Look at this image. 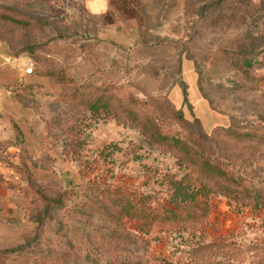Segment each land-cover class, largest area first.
Segmentation results:
<instances>
[{"label": "rangeland", "instance_id": "obj_1", "mask_svg": "<svg viewBox=\"0 0 264 264\" xmlns=\"http://www.w3.org/2000/svg\"><path fill=\"white\" fill-rule=\"evenodd\" d=\"M207 3L0 0L20 5L29 21L12 36L0 35V41L14 58H22L19 64L33 67L12 90L22 112L0 138L7 160L19 170L0 164L5 196L0 198V264H166L186 261L199 241L247 246L263 239L264 209L223 195L211 197L207 225L181 233L156 225L142 235L137 221L109 212L99 194L102 187L119 188L135 199L148 197L153 209H168L172 193L166 177L187 171L173 154L149 146L138 128L116 117L93 116L87 102L110 86L118 94L117 106L129 96L155 98L182 111L189 127L169 116L163 122L164 130L181 136L264 127V53L248 54L255 66L250 81L241 72L245 49L235 43L250 30L264 36L262 2L251 0L255 9L248 8L244 25L225 20L222 28L198 13ZM36 55L51 66H42ZM61 69L73 79L77 99L70 86L47 72ZM184 87L190 104H184ZM248 165L245 176L264 182V147ZM27 177L50 195L66 193L65 208L54 218L36 221L39 206L25 190ZM223 262L255 264L251 255L240 263Z\"/></svg>", "mask_w": 264, "mask_h": 264}, {"label": "trees", "instance_id": "obj_2", "mask_svg": "<svg viewBox=\"0 0 264 264\" xmlns=\"http://www.w3.org/2000/svg\"><path fill=\"white\" fill-rule=\"evenodd\" d=\"M198 1L208 2L201 6L198 13L203 19L213 21L211 26L215 28L224 27L225 20L244 25L249 17L248 8H253L250 5L251 0ZM261 2L264 9V0ZM250 16L253 18V15ZM28 22L20 5L17 7L0 4V35L4 38L12 36V32L24 28ZM235 43L245 49V52H240L243 56L242 74L248 80H254L252 74L254 60L248 54L256 52V56L264 53V49L260 50L264 45V36L255 35L254 31L250 30L236 39ZM10 44L12 45L11 42ZM12 49L17 50L13 45ZM221 55L223 57L227 53L221 51ZM35 58L42 62V66H51L47 58L40 55H36ZM47 72L62 82L66 88L70 86L69 89L74 92V98L77 99V91H73L72 86L74 81L63 69ZM117 97L118 94L110 86L95 100L88 101L87 108L93 116L116 117L120 122L138 128L149 146L173 154L178 164L184 166L187 171L180 178L175 175L166 177L172 193L171 208L168 209L149 207L148 197L141 196L142 200H139L123 189L102 187L99 194L109 212H113L122 220L130 218L137 221L138 233L149 235L156 225L172 233L191 232L207 225L213 212V205L210 202L213 195H223L252 210L264 209V182L256 184L245 176L246 168L256 151L264 147L263 126L245 131L234 127L217 128L211 135L205 134L204 131H192L187 136H181L164 130L163 122L169 116L183 126L189 127L190 121L184 117L182 111L173 110L155 98L140 100L128 96L117 106L115 102ZM183 101L184 104H190L186 87L183 88ZM198 125L201 126L200 123ZM7 159L0 142V163H9L12 168L19 171L18 166ZM26 181L27 194L34 196L39 206L35 213L38 223L54 218L56 212L65 208L66 193L53 196L37 186L31 177H27ZM248 255H251L255 264H264V237L247 246L224 239L210 243L199 241L190 248L186 261L166 264H223V260L240 263Z\"/></svg>", "mask_w": 264, "mask_h": 264}, {"label": "crops", "instance_id": "obj_3", "mask_svg": "<svg viewBox=\"0 0 264 264\" xmlns=\"http://www.w3.org/2000/svg\"><path fill=\"white\" fill-rule=\"evenodd\" d=\"M22 58L13 57L7 46L0 41V138L6 136V131L12 130V118L21 114L22 110L19 103L13 98L12 90L16 87L18 80H23L25 61L19 64ZM21 67V69H20ZM29 76V75H28ZM26 76H24L25 78ZM1 164V163H0ZM1 167V165H0ZM4 168H0V172ZM0 187V193H1ZM0 198L5 196L0 194Z\"/></svg>", "mask_w": 264, "mask_h": 264}, {"label": "built area", "instance_id": "obj_4", "mask_svg": "<svg viewBox=\"0 0 264 264\" xmlns=\"http://www.w3.org/2000/svg\"><path fill=\"white\" fill-rule=\"evenodd\" d=\"M33 74V67L32 65L25 64V73L24 76L26 75H32Z\"/></svg>", "mask_w": 264, "mask_h": 264}]
</instances>
